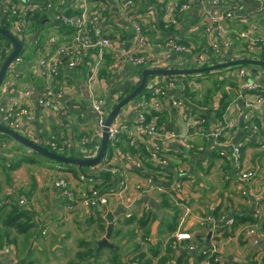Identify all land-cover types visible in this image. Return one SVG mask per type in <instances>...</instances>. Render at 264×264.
Segmentation results:
<instances>
[{
  "label": "crops",
  "instance_id": "1",
  "mask_svg": "<svg viewBox=\"0 0 264 264\" xmlns=\"http://www.w3.org/2000/svg\"><path fill=\"white\" fill-rule=\"evenodd\" d=\"M180 1L182 0H149L146 3V8L156 9L151 20L157 27L149 26V42L157 45L173 40L188 48H207L217 35L210 26L201 24L197 9L184 14L180 22L166 26L169 7ZM224 5L234 12L233 18L224 23L228 30H251L254 33L264 31V8L261 9L256 0H225ZM44 22L42 20L41 23ZM113 22L129 35L128 23H115V19ZM50 26V23H44V32ZM29 27L30 25L24 38L16 37L21 43V50L17 55L23 58V62L17 65L19 77L14 96L21 100L20 103L30 104L33 112L16 131L34 142L46 145L49 150L48 141H56L59 144V154L90 159L88 156L92 150L96 146L100 148L101 139L96 114L89 104L91 92L95 91L105 100V108L109 114L119 101L136 88L141 71L131 66L114 67L106 56L91 80L96 55L90 53L73 69H60L54 76L47 77L39 61L47 58L52 51V46L47 42L48 36L59 34L71 39V35L64 27L54 25L49 34L36 39L39 32L31 35ZM31 41L39 54L24 64L23 42L26 44ZM9 42L12 51L13 44ZM190 50L192 51L191 48ZM260 53L259 47L232 34L230 45L223 47L220 44L219 51L210 54L207 65L240 58L264 60ZM189 54L186 51L181 56L187 57ZM175 56L177 55L174 54L173 57ZM191 63L192 60H189V66H194ZM243 66L246 67L244 81L253 82L264 89V68L261 66H254L256 73H251L247 65H239L227 67L230 69L225 72L192 74L197 76L196 79L190 78L191 75L148 76L147 81L156 86L162 85L164 93L153 97L144 86L140 93L114 115L129 128L127 132L120 134L116 144L111 145L108 140L101 160H107L117 174L109 185L111 192L107 204L91 209L78 206L73 211H67L64 190L55 182L57 179H64L77 194H85L96 183L90 177L81 181L78 176L80 173L85 176V173L103 174L97 168L99 163L83 167L58 162L47 163L35 151L29 149L27 153L23 152L17 145L19 143L10 136V139H3L0 135L6 145L4 148L2 142L1 149L34 158V163L23 162L18 170L9 166V175L23 171L24 176L19 181L17 178V182L8 184L10 177L7 175L6 184L0 188V204L8 202L10 198L18 202L22 194L27 196L28 203L24 209L32 213L33 221L37 223L36 235H30L29 244H25L24 248L20 247L25 253L21 258L26 255L31 258L35 250L38 251L36 246L41 250L40 243L46 241L52 243V251L56 256L61 253L59 258L70 252L74 257L78 250L76 243L82 239L93 242L101 239L105 232L100 228V219L104 221L106 228L104 215L117 211L110 242L118 249L119 243L115 242V238L119 242L122 237L128 238V243L121 248L124 261L131 246L140 243L141 231L136 230L138 234L131 239L129 232L133 230L134 224L119 226V222L133 214L146 212L151 214L152 219L148 225L146 240L141 242L139 251L149 256V247H158V253L152 256L151 264H158L161 258H164L161 264H176L182 254H185L183 264H259L264 257V231L257 218L264 212V94L261 93L263 99L252 98L250 109L244 106L243 101L251 96H244L242 101L237 81L230 75L231 70ZM211 76L215 82L214 90L209 92L208 89L202 93V84L207 83ZM7 77L5 75L2 82ZM179 77L185 80L184 88L177 82L170 83L172 78ZM51 88L53 93L61 92L62 95L58 101L53 99L54 105L48 106L43 112L38 107L37 100ZM26 89L30 90L27 95ZM174 99L183 100L184 107L180 110L174 107ZM153 101L158 103L156 107H151ZM59 105L67 114L64 115L58 109ZM223 106L225 109L221 111ZM138 112L150 115V118L157 117L160 129L179 132L186 130L189 137L182 140L149 138L135 128ZM45 113L47 116H44ZM246 113L251 116L250 123L246 122ZM191 115L194 119H191ZM200 119H204V122L200 123ZM186 122H189V127ZM252 124L257 129H252ZM222 125L223 133L217 138L214 133ZM236 144L241 145L238 162L232 156V148ZM132 145L136 148L131 149ZM222 151L225 153L221 154ZM11 155L15 156V153L11 152ZM249 169L255 172L254 177L242 179L241 173ZM27 171L29 175L25 174ZM230 218L234 219L233 224L229 223ZM251 219L259 220L251 223ZM252 225L257 234L261 235L259 244H254L252 238L245 233V229ZM171 227L174 228L171 230ZM117 229L120 233L113 237ZM179 233H188L189 238L178 240L176 235ZM210 243L217 245L219 261L214 263L208 259L198 260L201 253L208 252ZM15 250V244L4 240L0 246V258H3V254L9 256L8 261L12 263L17 257Z\"/></svg>",
  "mask_w": 264,
  "mask_h": 264
},
{
  "label": "built area",
  "instance_id": "2",
  "mask_svg": "<svg viewBox=\"0 0 264 264\" xmlns=\"http://www.w3.org/2000/svg\"><path fill=\"white\" fill-rule=\"evenodd\" d=\"M149 0H0V26L15 37L24 38L28 25H31V18L39 15L38 19H42L44 23H50V28L56 25L58 28L64 27L71 35V39H66L59 34L49 35L47 42L52 46V51L47 58H41L40 64L42 70L47 77L54 76L60 69H73L77 63L83 58H86L90 53H95L94 65L92 67L91 80L97 72L98 65L105 61V57L109 58L112 66H131L138 71L145 68H185L189 66V60H192L194 67L207 66L210 54L219 51V45L227 47L230 45L232 34H235L239 39L247 41L250 45L259 47L264 55V31L254 33L251 30L235 31L228 30L224 23L233 18V11L224 5L225 0H182L177 4L169 7L166 16V26L180 22L182 16L186 13H191L194 9L200 14L199 21L202 25L210 26L214 29L217 35L207 48H200L176 43V41H168L167 44L158 43L152 45L149 42L150 27L156 28L152 23L151 17L156 9H148L145 7ZM261 9L264 8V0H256ZM115 6V9H114ZM117 10V12H114ZM115 23H128L129 35H126L124 30H121ZM150 26V27H149ZM117 27V28H116ZM21 33V36H17ZM130 42L129 46L125 45ZM11 51L5 42L0 41V67L4 54L8 55ZM188 51L190 54L187 57H182L181 54ZM177 55L173 57V55ZM23 62V58L16 55L12 60L11 67L8 66L4 81L0 85V118L1 123L9 129L15 130L22 126L23 121L33 112L30 104H22L18 97H15L17 89L15 87L16 80L19 77L17 65ZM188 64V65H187ZM4 75V76H5ZM230 75L237 81L238 93L240 99L247 97L243 104L250 109L252 107V98L263 99L264 89L249 81H244L246 75V67H238L236 70H231ZM171 84L179 83L182 88L185 87V80L181 77L172 78ZM156 86L151 81H147L145 87L148 92L155 97L157 94H163V88ZM90 91L92 86L90 85ZM259 91V92H258ZM52 88L44 92L37 100L38 107L44 111L48 106L54 105L53 99L59 100L61 92L53 93ZM30 90L26 89L25 94H29ZM58 99V100H57ZM58 104V103H57ZM90 108L96 114V121L99 130L102 132L108 111L105 108V100L94 92L90 94ZM172 104L177 109L184 107V101L174 99ZM158 103L152 102L151 107H156ZM58 109L65 115L67 111L61 106ZM47 116V113L44 114ZM190 117V115H189ZM246 122H251V116L246 113L244 115ZM191 119L194 117L191 115ZM200 123L204 119L199 120ZM189 127V122H186ZM128 126L121 122L118 116H114L108 125V140L111 145L117 143L120 134L128 131ZM135 128L142 134L154 139H186L189 137L187 131H171L163 130L157 124V117L153 116L147 120L146 114L138 112L136 115ZM252 129H257L256 125L252 124ZM224 130L222 125L215 131L214 136L219 138ZM2 142H0L1 145ZM47 146L51 151L57 152L59 144L56 141L49 140ZM99 151L96 146L92 150L90 156L95 157ZM224 151L221 152L223 154ZM225 153V152H224ZM232 156L235 162H238L241 156V145L236 144L232 148ZM97 168L102 173L109 172L116 175V169L109 164L107 160H101ZM255 172L251 169L241 173L242 179H250L254 177ZM79 180L83 181L86 177L80 173ZM56 185L64 190L66 200L65 208L67 211H73L76 207L91 209L98 205H105L108 202V195L111 192V186H105L104 190L99 187L92 186L87 193L79 195L64 179H57ZM18 205L24 207L28 203V197L20 195ZM230 224L234 223V219L230 218ZM247 236L252 238L254 244L260 243L261 235L257 234L255 227L252 225L245 229ZM188 233H179L176 235L178 240L186 239ZM208 256L212 257L213 262H218V248L215 243H210L208 248ZM132 264H141L133 262Z\"/></svg>",
  "mask_w": 264,
  "mask_h": 264
},
{
  "label": "trees",
  "instance_id": "3",
  "mask_svg": "<svg viewBox=\"0 0 264 264\" xmlns=\"http://www.w3.org/2000/svg\"><path fill=\"white\" fill-rule=\"evenodd\" d=\"M42 19H38L37 23H32V28L30 30V34L33 35L40 25V28L44 26V23H41ZM40 28L38 32L40 31ZM40 32L37 34L36 39L38 38ZM3 39L6 44L9 46L10 42L8 39H6L3 35L0 34V40ZM23 52V51H22ZM7 55L4 54L2 58V62L6 59ZM230 68H224L219 70H214L210 73H219V72H225L226 70H229ZM217 88H215L216 90ZM212 91L209 89V92ZM216 94V93H215ZM214 94V95H215ZM223 100V98H221ZM225 109V106L222 107L221 111ZM147 118H150V115H146ZM1 136H7L6 134H3L0 132ZM8 137V136H7ZM135 145H132L131 149H135ZM36 153V152H35ZM49 160V159H48ZM23 162H29L34 163V158L31 157H23L22 159H19L18 161L12 163L10 166L11 169L17 168L21 163ZM67 165V164H62ZM86 174V177H90L94 180V183L96 187H99V189L102 191L104 190L105 186H109L113 181L115 180V176L112 175L109 172H104L103 174H95L90 173ZM111 181V182H110ZM264 209V205H263ZM260 219V227L261 230L264 231V212L261 216L257 217ZM152 219V216L150 213H141L140 215L133 214L131 217L124 219L123 221L119 222V226H129L130 224H134V228L132 231L129 232L130 238L134 239L135 236L138 234L136 230L141 231L140 235V243H134L131 246V251L129 254H127L125 261L122 259L124 257L123 253L121 252V246L125 243H128V238L122 237L121 242L118 244V249H108V248H100L97 249V242L93 241H85L80 240L78 243V250L76 251L74 257L67 261L66 264H132L133 262H139L141 264H151L152 262V256L156 255L158 253V247L157 246H151L149 247V251L151 255L146 256L144 252H140L139 249L141 247V242L146 240V236L148 234V225L150 223V220ZM257 219V220H259ZM241 220V219H240ZM257 220H252L251 223L258 222ZM102 224L100 225V228L103 232H105V225L104 221L100 219ZM0 225L4 227L3 231H0V246L4 240L8 243H12L16 245V239L10 237V231L9 230H15L17 233L23 235L24 240L22 241L24 244H29L28 239L30 235H36V226L37 223L33 221V215L29 210L24 209V207H21L18 205L17 201L15 199L10 198L8 202H4L0 204ZM174 227H171V230ZM120 233V230L117 229L114 232L113 237L115 234ZM264 249V244L262 246ZM156 249V250H155ZM105 255V257H104ZM185 254H182L176 261V264H183L185 262L184 258ZM201 259H208L209 261L213 262L212 257L208 256V253H201L198 257V260ZM164 258H161L159 260L158 264H161L163 262ZM0 264H4L0 260ZM13 264H35V262L32 259H29V256L26 255V257L18 259L16 257V260ZM259 264H264V257L262 258L261 262Z\"/></svg>",
  "mask_w": 264,
  "mask_h": 264
},
{
  "label": "water",
  "instance_id": "4",
  "mask_svg": "<svg viewBox=\"0 0 264 264\" xmlns=\"http://www.w3.org/2000/svg\"><path fill=\"white\" fill-rule=\"evenodd\" d=\"M109 1H113V0H109ZM114 9H115V6H114ZM0 34L3 35L5 38H7L9 41H11L13 44L12 51L8 54L7 58L5 59V61L3 62L0 68V85H1L2 79L7 69V66L21 50V43L16 39V37L13 34H11L8 30L2 28L1 26H0ZM129 44L130 42H128L125 45V48H127ZM239 65H247L250 67L251 73H256V68L254 66H261L264 68V60L240 58V59L226 60L220 63L211 64V65H207L204 67H194V66L190 67L189 66L187 68H146V69H143L139 73L140 81L138 85L136 86V88L126 97H124L121 101H119L115 105V107L112 109V111L108 114V116L106 117L104 127L102 128V132H101V139L99 141L100 143L99 151L95 157H92L90 159L72 158L64 154L53 152L49 150L48 148H46L41 143L34 142L33 140L22 135L21 133L3 126L2 123H0V132L10 136L12 139L17 141L19 144L27 147L28 149L35 151L36 153L44 157H47L48 159H51L55 162L62 163V164H74L80 167L94 166L99 163V161L105 154V151L108 145V125L110 124L113 116L116 114V112L119 109L122 108V106L125 103H127L130 99H133L138 93L141 92V90L144 88L146 84L148 76L192 75V74H200V73L219 70V69H223L227 67L239 66ZM117 214L118 212L114 211L113 213L108 212L104 215V219L106 220V223H107L106 228H105V234L101 239L97 241V249H100V248L117 249V246H115L113 243L110 242V238H111V235L113 232V226H114L113 220H114V216H116ZM8 260H9V256H4L2 258V262L4 264H7Z\"/></svg>",
  "mask_w": 264,
  "mask_h": 264
},
{
  "label": "rangeland",
  "instance_id": "5",
  "mask_svg": "<svg viewBox=\"0 0 264 264\" xmlns=\"http://www.w3.org/2000/svg\"><path fill=\"white\" fill-rule=\"evenodd\" d=\"M39 15H35L34 17H32L31 18V23H37L38 22V17ZM31 28H32V24L30 25V27L28 28V30H31ZM39 28H40V25L38 26V29H37V31L39 30ZM117 28V27H116ZM53 29L52 28H48V30H46V32H44L45 31V28L44 27H42V28H40V35H39V37H41V36H45L46 35V33L47 34H49L51 31H52ZM17 36H21V33L20 34H18ZM33 37L34 36H32L31 37V39L33 40ZM2 42H3V40H2ZM33 42L31 41V42H26V44L23 42V48H22V51H23V57H24V59H25V62H24V64H26V61H29V60H31L32 59V57H36V56H38V51H36L35 49H34V46L35 45H33L32 44ZM32 44V45H31ZM36 52H35V51ZM35 52V53H34ZM260 55H261V58H263L264 59V55L263 54H261L260 53ZM23 64V65H24ZM13 67V66H12ZM190 78H197V76H195L194 77V75H191L190 76ZM214 80H213V77L211 76L209 79H208V81H207V83L205 82V83H203L202 84V88L200 89L201 90V92L202 93H205L208 89H210V90H214V83L215 82H213ZM200 93V92H199ZM8 136V135H7ZM7 136H2L3 137V139H10L9 137H7ZM1 139V138H0ZM3 139H1L0 140V142H3V146H4V148L6 147V145H5V143H4V141H3ZM17 145H19L20 147H21V149L23 150V152H26L27 153V151H29V149L27 148V147H25V146H23V145H21V144H17ZM44 145V144H43ZM44 146H46V145H44ZM1 149V148H0ZM11 152H14L15 153V156H13V155H11L10 156V154H11ZM35 153V152H34ZM38 157H41V159H44V160H46V162L47 163H52V164H56V162H54V161H51V160H48L47 158H45L44 156H42V155H40V154H38V153H35ZM3 155V156H2ZM23 157H28V156H26V155H20V154H18L17 152H15V151H12V150H9V149H6V150H4L3 148L0 150V188L2 187V185L3 184H6V182H5V180H8V178L6 179V176L8 175L9 177H10V179H9V182L7 181V183L8 184H10V183H12V181L13 182H17V178H18V181L20 180V179H22L23 178V176H24V173H23V171L21 172V171H17L16 173H14L13 172V174H12V176H11V173H10V175H9V171L7 170V168H9V166H11L12 165V163H14V162H16V161H18L19 159H22ZM20 166V165H19ZM19 166H17V168H16V170H18V168H19ZM29 169V168H28ZM25 174H27V175H29V172L27 171V172H25ZM16 175V176H15ZM23 195V194H22ZM4 230V227L3 226H1L0 225V231H3ZM10 231V237L12 238H15L16 239V245H15V247H16V250H15V252H16V254H17V258L18 259H20L21 258V256H23V255H25V253L23 252V251H21V249H20V247L21 248H24L25 247V244L22 242L23 240H24V237H23V235H21V234H19V233H17L15 230H9ZM30 239L31 238H29L28 239V241H30ZM50 241H46V242H41L40 243V245H41V250L38 248V246H36L37 247V249H38V251H36L35 250V252H34V254H33V256L31 257L32 259H33V261L35 262V264H66L67 263V261L68 260H70V259H72L73 258V254L70 252L69 253V255H70V257H69V255L68 254H65V256L63 257V258H59L60 257V255H61V253H60V255L59 256H56L55 255V253H54V251H52V243H49ZM115 242H117V243H120L116 238H115ZM77 244V246H78V243H76ZM75 245V244H74ZM124 245V244H123ZM123 245L121 246V248L123 247ZM74 248H75V246H73ZM30 249H32V248H29V250ZM72 249V248H71ZM31 252V251H30ZM5 255L3 254V256L2 257H4ZM104 257H105V255H104ZM31 258H29V259H31ZM0 260L2 261V259L0 258ZM15 260H16V258L15 259H13L12 260V263H14L15 262ZM11 262H9V261H7V264H12Z\"/></svg>",
  "mask_w": 264,
  "mask_h": 264
}]
</instances>
